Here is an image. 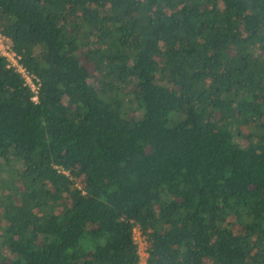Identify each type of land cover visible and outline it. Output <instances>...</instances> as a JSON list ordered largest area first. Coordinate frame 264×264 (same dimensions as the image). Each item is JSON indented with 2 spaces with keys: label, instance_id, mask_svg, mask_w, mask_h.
Instances as JSON below:
<instances>
[{
  "label": "trees",
  "instance_id": "obj_1",
  "mask_svg": "<svg viewBox=\"0 0 264 264\" xmlns=\"http://www.w3.org/2000/svg\"><path fill=\"white\" fill-rule=\"evenodd\" d=\"M0 32L36 88L0 54V264H138L135 229L264 264V0H0Z\"/></svg>",
  "mask_w": 264,
  "mask_h": 264
},
{
  "label": "built area",
  "instance_id": "obj_2",
  "mask_svg": "<svg viewBox=\"0 0 264 264\" xmlns=\"http://www.w3.org/2000/svg\"><path fill=\"white\" fill-rule=\"evenodd\" d=\"M0 54L7 59V61L9 62V65L16 68L23 75V77L26 79V81L31 85L32 90L36 91V88L31 83V80H30L27 72L19 64L18 57L16 56L15 52L12 50L9 38L6 35L2 34L1 32H0ZM32 98H33V100H35L36 96H33ZM134 239H135V237H134Z\"/></svg>",
  "mask_w": 264,
  "mask_h": 264
},
{
  "label": "rangeland",
  "instance_id": "obj_3",
  "mask_svg": "<svg viewBox=\"0 0 264 264\" xmlns=\"http://www.w3.org/2000/svg\"><path fill=\"white\" fill-rule=\"evenodd\" d=\"M238 144L240 146H245L247 144V142L242 140V141L238 142ZM78 183L81 186L82 183H83L82 179H79ZM134 237H135V241L137 243V251H138V254H139V257H140V261H139L138 264H144L145 258L147 256L145 240L143 238V235L136 229L134 231Z\"/></svg>",
  "mask_w": 264,
  "mask_h": 264
}]
</instances>
